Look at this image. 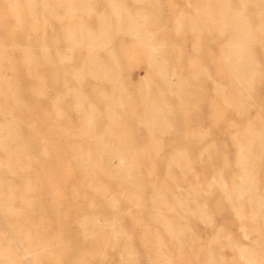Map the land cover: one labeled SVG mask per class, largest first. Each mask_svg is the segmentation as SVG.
I'll return each mask as SVG.
<instances>
[{"label": "rangeland", "instance_id": "obj_1", "mask_svg": "<svg viewBox=\"0 0 264 264\" xmlns=\"http://www.w3.org/2000/svg\"><path fill=\"white\" fill-rule=\"evenodd\" d=\"M124 4L136 22H103L108 35L88 48L107 63L106 77L102 68L88 67L87 47L46 72L55 87L40 95L20 50L13 53L16 71L8 62L0 71V80L8 82L4 97L11 103L9 79L17 75L34 110L29 155L35 169L21 178L34 177L46 209L38 208L34 223L13 227L0 206V248L10 240L21 264H264V22L257 18L264 14V0ZM97 6L114 16L106 0ZM236 14L242 19H229ZM9 20L7 10H0L10 50L15 38L22 40L24 22ZM64 23L53 22L47 32L53 57L66 52ZM84 23L96 28L100 22ZM32 37L38 44L44 39L41 32ZM239 48L243 69L230 64V50ZM83 62V79L71 77L68 84L66 124L57 115L54 90L61 87L59 73ZM78 92L82 106L93 110L96 133L103 136L99 146L80 136L49 140L54 125L68 136L80 133ZM16 118L7 124L0 115V125L30 138L32 130L21 115ZM20 142L5 149L0 143V159L18 158L9 166L23 162ZM128 166L136 173L130 185L120 182ZM23 233L47 239V255L46 247H34L44 262L25 251ZM11 255L0 257V264H10Z\"/></svg>", "mask_w": 264, "mask_h": 264}, {"label": "bare ground", "instance_id": "obj_2", "mask_svg": "<svg viewBox=\"0 0 264 264\" xmlns=\"http://www.w3.org/2000/svg\"><path fill=\"white\" fill-rule=\"evenodd\" d=\"M106 1L112 7L111 9L112 14L114 15L113 17H110L106 12L98 10L97 4L100 2V0H0V10L4 8L7 10V15L11 19L9 20L10 22H16L17 24L18 22H24L22 24V40H18L16 38L13 40L10 46V50L13 49V52L11 54L8 52L9 49L5 44L6 38H4V32L8 31L9 29L3 23L0 24V71H3L5 68H7L5 66L7 62L10 63L11 70L16 71L17 59L13 53L17 50H20L22 53L24 70L28 77H30L35 82L36 91H40L39 95L42 94L44 90L47 91L48 87H55V82H47L45 78L46 72L50 71L53 68H58L62 65H65L66 61L69 62L70 60H72L73 52L77 50V48H91L89 46H91L92 43L99 41L101 37L108 35V27L103 22H136L133 19L132 14L129 13V9L125 6V0ZM130 16L131 18H128ZM257 18L260 20V22H264V14H262V17L258 16ZM229 19L241 20L242 18L236 14L230 15ZM136 20L138 21L137 18ZM53 22H65L60 27L61 36L64 40V48L66 49V52L64 53V55L59 53V56L57 55L56 57L52 56L51 48L47 47V35L50 30L54 28ZM84 22L100 23H98L96 28H93L90 24ZM17 24L14 26L12 31H10V36L12 37L15 35V32L17 33ZM48 29L50 30L48 31ZM128 29L129 31L135 30L132 24ZM39 32H41L44 36V39L41 40L40 44H38V42H36V39L32 37L37 35ZM18 34V36H20V33ZM38 45H40L41 47H38ZM148 48L150 49V54H153V51H156L155 46L151 42L148 44ZM240 50L242 49L239 48L230 50L235 54H231L234 59H231V62H229L230 64H233L235 68L243 69L245 67V64L241 61L240 55H238V52ZM94 55L95 54L91 50L88 51L86 60L88 62V67L92 66L94 68L96 66L98 68H102L101 71H104L103 77H106V75H108L110 71L107 63H103L97 56ZM83 63L84 64L82 65V67L78 69L73 67L69 69L68 67L66 70H63L61 73H59L61 87L54 90V98L58 102L57 115L60 119L63 118L62 121H64L66 124H70L71 122V120H66V112L65 110L63 111V103L65 102V99L67 100L66 97L69 95L67 89L68 84L71 80V77H75L76 79H83L84 73L86 72L85 62ZM242 63L244 65H242ZM9 80L11 82L9 83L8 89L12 90L11 93L13 97L11 103L8 101V99H6V97H4V85H8V82L3 77H1L0 80V115H2L6 123L9 124L12 120L17 121L16 117L19 114L21 115V121L27 123L29 128L32 130V136L29 138L26 137L22 132L19 135V130L17 131L15 127H7L5 124L0 125V134L3 135V138L0 139L1 147L4 149L8 148V146H11V144H15V141L17 139H21L22 142H20L19 146L22 145L21 148L24 152L23 162L18 167L9 166L13 163L18 162V158H15L16 156L10 155L6 157L7 159H0V206L1 208H4V210L6 211V217L8 218L12 226L15 227V225H19V222L21 221H24V223H34V218L32 216H34L38 208L40 210L42 209L41 212L43 211V213H45L44 210L46 211V209L45 207L43 209L42 203V197L44 195L41 192L42 190H40L41 194H38L34 177H25L27 175L26 174L21 178L22 172L28 169H35L33 158L29 155V150L34 147L33 136L36 133L35 128L37 125L36 121H34V110L31 106L28 105V102L24 97V87L22 85V79L17 77L16 75L15 77H12V80ZM76 91H78V89H76L75 91L73 90V94ZM74 96L77 98H75L77 100L75 113L79 115L76 116L75 114L74 116H76L77 118L79 117V119L82 120V129L80 133H73L68 136V134L70 133L69 131V133L67 132L68 134H65L62 131H58V128L56 129L57 125H54L52 126L53 128H51L49 131V140L51 142H54L56 138H72V136H75L76 138L80 136L87 141H93L99 146V141L102 140L103 136L96 133L98 127L92 117L93 110L92 108L86 110L82 106L81 100H78L80 96L82 97V92H78ZM66 115H68V113ZM72 118L73 117H71V119ZM77 118H75V121ZM61 123L63 124V122ZM66 126L67 125H65V128ZM69 127L72 126H68V128ZM40 128V133L43 134L42 126ZM15 148L16 147L12 146V150ZM120 151L121 150H118L119 154H121L122 152ZM88 159L92 160L93 158L89 157ZM119 161L120 163H122V161L125 160L121 158L119 159ZM128 167L129 168L124 171H128L126 177H121L120 182L122 184L126 182L128 185H130L131 183L136 181V173L132 172L133 167ZM17 203H19L20 205L18 208L16 207ZM44 221L45 217H41L38 222L43 225ZM27 231L29 230L27 229ZM37 234L35 236L33 235V233H23L21 235L24 239L25 251L31 253L32 250L33 252H35L36 249H34V247L40 245L39 248L46 247L47 250L44 249L45 254L47 253L46 251L49 250L47 246L44 247L45 242L47 243V239L45 240V238H41L39 237L40 235ZM0 249V257L8 259L10 257V252L12 253L11 257L14 260H10V264L22 263L20 256L14 251L13 244L10 240H8L6 246H2ZM37 255L38 257H40L42 254H40L39 256V254H37L36 252L33 253V257L36 258L37 261H40L41 257L44 259V255L40 258H37ZM42 258L41 260L43 261Z\"/></svg>", "mask_w": 264, "mask_h": 264}]
</instances>
